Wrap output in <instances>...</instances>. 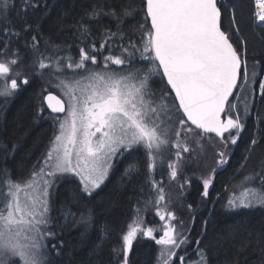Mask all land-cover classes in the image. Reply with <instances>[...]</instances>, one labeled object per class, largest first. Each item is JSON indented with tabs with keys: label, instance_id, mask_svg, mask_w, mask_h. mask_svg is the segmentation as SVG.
<instances>
[{
	"label": "snow or ice",
	"instance_id": "6c2138e0",
	"mask_svg": "<svg viewBox=\"0 0 264 264\" xmlns=\"http://www.w3.org/2000/svg\"><path fill=\"white\" fill-rule=\"evenodd\" d=\"M253 3L252 23L264 33V0ZM142 4L137 8L134 0H128L118 9L105 10L102 5L87 9L76 26L78 56L73 57L68 54L70 45L45 39L27 21L17 29L10 18L15 0H0V97L6 101L29 83L16 70L22 59L20 48L13 46L17 41H23L38 73L47 70L53 75L54 86L64 97L51 92L43 97L51 113L63 116L54 117L57 134L29 176L18 180L0 171V264H51L52 253L59 255L63 240L52 215L58 180L79 179L78 189L66 190L62 207L68 210L67 219L71 203L83 195L91 197L101 187L114 159L143 149L148 183L155 190L154 200L146 201L145 207L158 206L165 201L164 187L154 178L158 167L167 163L169 177L176 180L182 174L183 154L191 151L189 139L199 143L196 138L208 134L219 138L225 150L218 153L217 163L226 164L227 148L237 143L245 127L242 117L249 115L257 95L264 103V67L255 58L249 67L247 41L240 34L234 4L226 0H142ZM38 7L39 0H22L20 10L26 13ZM102 16L110 17L115 29L105 27L97 41L91 25ZM62 51L64 55L59 54ZM157 82L163 84L159 93L153 89ZM43 111L38 108L37 114ZM256 143L251 141L252 146ZM136 174L138 165H129L126 175ZM213 178L203 179L204 197ZM184 180L190 183L186 176ZM239 187L226 207L264 206V170L245 176ZM156 214L160 220L168 219L159 238L156 229L145 227L142 210L136 209L122 235V248L113 249L122 253L120 264H129L138 236L161 246L158 264H209L200 239L195 259L188 258L191 241L172 223L177 219L174 212L157 207ZM79 222L88 226L91 217L81 216ZM181 249L184 253L178 256Z\"/></svg>",
	"mask_w": 264,
	"mask_h": 264
},
{
	"label": "trees",
	"instance_id": "16d2710c",
	"mask_svg": "<svg viewBox=\"0 0 264 264\" xmlns=\"http://www.w3.org/2000/svg\"><path fill=\"white\" fill-rule=\"evenodd\" d=\"M127 2L39 0L38 8H29L25 13L20 10L22 0H15V9L10 18L17 29L27 21L45 39L62 47L70 45L68 54L77 57L79 41L76 26L84 18L85 11L101 5L105 10L109 6L118 9ZM134 2L137 8L143 7L142 0ZM226 2L236 6L240 34L247 41L249 67L254 58L264 67V33L252 23L253 0ZM91 27L94 38L99 41L98 33L105 27L114 30L115 22L108 16H102ZM22 44L23 41H17L13 45L20 48L22 57L16 70L21 73V78L27 77L29 83L22 85L6 101L0 97V171L6 170L13 179L18 180L29 176L33 166L48 150L56 133L55 116L47 110L43 97L49 91L56 90L54 85L57 81L47 70L43 74L36 71ZM59 54L65 53L62 51ZM41 107L44 111L38 115V108ZM244 124L237 143L226 151V164L218 165L215 153L220 141L215 135L208 134L204 139L196 138L199 143L189 139L199 150H193L192 145L188 154L192 162L189 164L191 173L187 176L181 174L172 180L168 175L169 169L165 170L168 171L165 175L157 169L154 178L164 187L165 192V201L158 206L149 204L145 207L146 201L154 200L155 190L148 183L143 149H134L119 156L109 178L99 190L91 197L83 195L70 204L71 214L67 219L64 214L68 210L62 207L67 199L66 190L69 187L78 189V185L75 179L60 180L53 198L52 215L56 218L54 227L61 234L63 245H58L59 255L52 253L51 264H120L122 253H114L113 249L122 248V235L135 218L137 208L142 210L145 227L156 229L154 234L157 238L162 235V226L168 219L160 220L156 214L157 207L174 212L177 219L172 223L178 231H186L191 241L187 245L188 258L194 257L196 240L200 239V247L208 250L209 264H264V206L229 209L227 203L223 202L224 196L233 194L234 190L238 191L237 185L241 178L264 170V103L259 100L258 107L253 109ZM253 139L257 141L254 146L251 145ZM207 150L210 152L205 153ZM197 157L204 162L200 163ZM133 164L138 165L139 174L129 177L126 170ZM209 175H214L213 183L208 197H204L203 179ZM185 176L190 183H185ZM255 186H259L258 177ZM218 195L219 199L214 205ZM188 205H191V209ZM81 216H90V225L81 224ZM106 227L110 229L107 232ZM245 244L248 246L244 247ZM160 248L153 239L138 236L133 242L128 262L158 264ZM183 253L184 249H181L177 255Z\"/></svg>",
	"mask_w": 264,
	"mask_h": 264
},
{
	"label": "rangeland",
	"instance_id": "374dc122",
	"mask_svg": "<svg viewBox=\"0 0 264 264\" xmlns=\"http://www.w3.org/2000/svg\"><path fill=\"white\" fill-rule=\"evenodd\" d=\"M155 80H157V81H159V78L157 77V78H154ZM253 87H256L255 85H253ZM162 88H163V84L162 83H160V82H157V83H155V84H153V89L155 90V91H157L158 93H159V91H161L162 90ZM54 92H56V93H58L62 98H64L62 95H61V93L59 92V90H55ZM169 99H171V97H169ZM258 103H259V97H258V95H257V98L252 102V105H251V111H250V113H249V115H247L246 117H242V122H244L245 123V121L250 117V115L252 114V112H253V109H255L256 110V108L258 107ZM54 116H57V115H55L54 114ZM61 117L63 116V114L62 115H60ZM55 122H56V120H55ZM57 131H58V124H57V122H56V133L55 134H57ZM242 132L243 131H241L240 132V134H239V137H240V135L242 134ZM192 145H193V150H199V147L197 146V145H195L194 143H192V142H190V140H189V147H190V149H191V147H192ZM232 145H230L227 149H229L230 147H231ZM222 150H225L224 148H223V146H222V144L220 143V145L216 148V153H215V158L217 159V161L219 160V156H218V153L220 152V151H222ZM227 151V150H226ZM208 152H210V151H205V153H208ZM185 154V156L183 157V160L181 161V168H183L184 167V170H182L181 171V173L183 174V175H188L189 173H191L190 171L191 170H189L190 168H191V165H189V164H191L192 162L189 160V153H184ZM183 154V155H184ZM119 157V156H118ZM117 157V158H118ZM116 158V159H117ZM198 158V157H197ZM116 159H114V161H113V165H114V162H115V160ZM198 160H199V162L201 163H203L204 162V160L202 159H200V157L198 158ZM205 161H207V160H205ZM112 168H113V166H112ZM157 169H159L160 170V172L163 174V175H165V173H167L168 171H165L166 169H168L167 168V163H165L162 167H158ZM112 170V169H111ZM111 170H110V172H109V175H110V173H111ZM157 171V170H156ZM109 175H108V177L106 178V180L104 181V183L101 185V187L105 184V182L107 181V179L109 178ZM167 175V174H166ZM69 178H71V179H75V183L79 186V179L78 178H75V177H69ZM244 178V177H243ZM243 178H241V180H239V182L240 183H238V185H237V187H239L240 186V184H241V181L243 180ZM59 181L60 180H58L57 181V183L59 184ZM162 182H163V180H162ZM247 186H249V185H247ZM251 186V185H250ZM100 187V188H101ZM99 188V189H100ZM99 189H97V190H99ZM56 190H57V188H56ZM96 190V191H97ZM241 189H240V187L238 188V191H235L236 192V194H239V191H240ZM95 191V192H96ZM233 194H230V195H227V196H224V200H223V202L225 201L226 203H227V200H228V198L230 197V196H232ZM219 199V197L217 196L216 198H215V201H214V205H215V203H216V201ZM256 207H260V206H256ZM238 209V208H237ZM241 209V208H240ZM167 218V217H166ZM166 218H165V220H166ZM164 221V220H163ZM192 259H195V256L194 257H192Z\"/></svg>",
	"mask_w": 264,
	"mask_h": 264
},
{
	"label": "water",
	"instance_id": "95a60500",
	"mask_svg": "<svg viewBox=\"0 0 264 264\" xmlns=\"http://www.w3.org/2000/svg\"><path fill=\"white\" fill-rule=\"evenodd\" d=\"M49 92H51L52 94H54V95H58V96H60L58 93H56V92H54V91H49ZM48 92V93H49ZM236 93H234V95H235ZM47 95V93L45 94V96ZM62 98V97H61ZM63 99V98H62ZM231 99V98H230ZM44 102H45V105H46V101L44 100ZM46 108H47V106H46ZM47 110L51 113V110L50 109H48L47 108ZM52 114H55V113H52ZM55 115H62V114H55ZM212 135H214V134H212ZM227 135V134H226Z\"/></svg>",
	"mask_w": 264,
	"mask_h": 264
},
{
	"label": "flooded vegetation",
	"instance_id": "af4514ba",
	"mask_svg": "<svg viewBox=\"0 0 264 264\" xmlns=\"http://www.w3.org/2000/svg\"><path fill=\"white\" fill-rule=\"evenodd\" d=\"M218 197H219V195H218Z\"/></svg>",
	"mask_w": 264,
	"mask_h": 264
}]
</instances>
